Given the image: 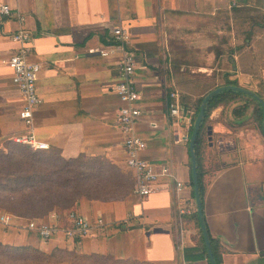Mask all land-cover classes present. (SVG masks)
Instances as JSON below:
<instances>
[{"label": "crops", "instance_id": "1", "mask_svg": "<svg viewBox=\"0 0 264 264\" xmlns=\"http://www.w3.org/2000/svg\"><path fill=\"white\" fill-rule=\"evenodd\" d=\"M1 2L26 17L28 60L41 66L35 135L48 143L44 149L55 148L63 159L101 163L107 174L96 185L102 194L81 196L74 209L94 226L101 218L103 230L95 227L77 239L60 233L46 240L27 227L29 219L12 214L13 225L0 223V242L145 264H211L202 247L192 183L193 122L170 115L171 93L193 115L199 100L218 86L239 85L264 97L258 88L263 66L254 74V60H245L255 58L257 65L258 48L254 45V52L251 47L264 34V0ZM254 6L261 17L255 27L245 23ZM21 25L16 15H0V150L8 139L29 133L19 116L23 98L8 64L21 46L12 38ZM117 25L131 33L127 48L137 62L133 83L142 113L135 127L146 143L141 156L159 172L158 190L144 197L135 192L136 175L126 163L125 136L117 122L122 105L116 92L122 55L113 34ZM252 36L256 40L249 45ZM100 50L114 51L102 56ZM243 103L215 107L207 122L212 134L205 128L202 207L221 264H264V135L251 127L255 117L235 114ZM209 151L216 156L208 157ZM112 187L115 191L107 189ZM53 213L49 221H55Z\"/></svg>", "mask_w": 264, "mask_h": 264}, {"label": "trees", "instance_id": "2", "mask_svg": "<svg viewBox=\"0 0 264 264\" xmlns=\"http://www.w3.org/2000/svg\"><path fill=\"white\" fill-rule=\"evenodd\" d=\"M242 94L236 90L226 89L213 95L207 102L205 116L195 142L201 200L205 191L203 155L208 144L205 139V128L208 127L210 113L219 105H228L241 100L242 97L239 99V96ZM203 98L204 96L199 100L193 115V124ZM251 98L258 104L254 115L256 120L261 123L262 130L264 109L258 100ZM248 103L245 101L243 105L235 108V114L245 115L249 107ZM6 143L8 144H6L5 150H0V212H8L29 220L35 217L45 221H49L51 213L55 212L58 215L59 225L69 226V214L75 209L81 196L92 197L102 194L103 188L99 189L96 186L100 182L99 179H102L101 176L107 174L106 171L100 169L101 163L95 164L82 157L63 159L55 148L34 149L28 144L16 142L13 139H8ZM27 149L32 152H26ZM54 151L58 156L52 154ZM107 189L115 191L116 188ZM208 234L216 263L221 264L222 253L209 231ZM201 240L203 250L207 252L203 235H201ZM0 248H3V250L0 249V253H6V258L10 261L7 264H12L17 260H23L25 264L29 261H35L34 264H62L63 262L70 264H145L133 260L116 259L111 255L84 254L78 250L69 251L61 248L46 252L28 245L12 246L1 242ZM31 250L39 253L42 257L31 258L20 255ZM11 252L12 254H10Z\"/></svg>", "mask_w": 264, "mask_h": 264}, {"label": "built area", "instance_id": "3", "mask_svg": "<svg viewBox=\"0 0 264 264\" xmlns=\"http://www.w3.org/2000/svg\"><path fill=\"white\" fill-rule=\"evenodd\" d=\"M1 16H18L21 27L12 34L13 40L21 43L18 51L9 59V66L13 71L12 81L21 92L23 106L19 111V116L29 129V133L15 136L16 142L28 144L34 149L48 148L49 145L37 138L33 130V113L40 105L41 98L37 88L38 72L41 69L39 63L28 60V43L31 40L30 33L25 26L26 17L7 2L0 3ZM113 34L121 49V58L119 61L120 81L116 86V92L119 95L122 105L119 109L117 118L118 126L123 132L125 139V148L127 151L126 163L136 175L135 192L140 196H148L157 188L159 172H157L152 162L141 156V151L146 147L145 141L137 135L136 124L141 116V109L137 104L140 94L133 83V76L136 71V58L133 52L129 51L127 45L131 42V33L121 25L113 28ZM114 50H100L102 56H108ZM170 115L174 118L185 119L188 123L193 122V113L185 110L179 101L176 93H171L169 103ZM178 187L183 186V182L177 183ZM183 211H185L183 209ZM55 221H45L41 218L31 219L27 227L39 234L43 239H50L56 234L63 233L67 237L83 238L90 235L95 227L103 230L104 222L100 218L98 224L94 226L82 213L72 210L69 214V226H60L58 215L53 213ZM13 215L8 212L0 213V223L13 225Z\"/></svg>", "mask_w": 264, "mask_h": 264}, {"label": "water", "instance_id": "4", "mask_svg": "<svg viewBox=\"0 0 264 264\" xmlns=\"http://www.w3.org/2000/svg\"><path fill=\"white\" fill-rule=\"evenodd\" d=\"M226 89L236 90V91L242 92L244 94H247V95L255 98L256 100H258L261 103V105L264 109V98L260 94H258L256 91L242 87V86H239V85L226 84V85H222V86H218V87L214 88L213 90H211L210 92H208L204 96V98L200 104L198 114L195 118V121L193 124V130H192V134H191V138H190V154H191V159H192V179H193V185H194V194H195V200H196V204H197L199 222H200L202 234H203L205 244H206L208 257H209L211 264H217V263H216V260H215L214 254H213L211 241L209 238L208 230H207V227L205 224V219H204L201 193H200L199 176H198V169H197V157H196V153H195V142H196V138H197L199 129L201 128L203 118L205 116V110H206L207 102L209 101V99L213 95H215L216 93H218L220 91L226 90ZM262 130L264 133V118H263V123H262ZM208 134L209 135L212 134V126H210V125L208 126Z\"/></svg>", "mask_w": 264, "mask_h": 264}, {"label": "rangeland", "instance_id": "5", "mask_svg": "<svg viewBox=\"0 0 264 264\" xmlns=\"http://www.w3.org/2000/svg\"><path fill=\"white\" fill-rule=\"evenodd\" d=\"M250 6V5H249ZM248 7V6H247ZM251 9L253 10V11H251V15H248V18L245 20V21H247V22H245V23H247V25L248 26H250V24H253L252 26H254L255 25V21L257 20L258 21V23H260V20H261V17H259L260 16V14H261V16H262V23H263V33H264V12H262V11H260V12H262V13H257L256 14V11H258L259 9H255V6L254 7H251ZM251 26V27H252ZM255 27V26H254ZM254 27H252V28H254ZM253 30H255V29H253ZM258 30H259V25H258ZM253 32H255V31H253ZM259 33V32H258ZM253 38H251V40H250V44L249 45H252V43H253V41L254 40H256V38L254 37V36H252ZM257 44H253V46L251 47V50H253L254 52H255V47H254V45H256L257 46V48H258V50L256 51V54H257V59H256V61H257V65H253L254 64V61H255V58H248V59H245V60H254L253 61V63L251 64V66H250V69H252V71H254V74H256L257 72H259V67L260 66H263V69H264V34L261 36V35H259L258 36V38H257ZM244 60V61H245ZM243 61V62H244ZM260 73V72H259ZM262 86V87H261ZM258 88L262 91V92H264V75L263 76H260V78H259V80H258ZM264 95V94H263ZM241 101L243 102V101H247V102H249L248 104H249V107H248V110H247V112L246 113H249L250 114V116L251 117H255V119H252V121H250V122H254V123H251L252 125H251V127H254L255 128V130L258 132V133H260V134H262V130H261V123L258 121V120H256V116L254 115L255 114V109L258 107V104H257V102L254 100V99H252V98H250V97H243L242 96V98H241ZM244 104V103H243ZM6 144H8V143H6V141H5V143H4V148L6 147ZM206 149H207V147H206ZM26 152H32L31 150H29V149H27V150H25ZM205 153V152H204ZM52 154H55L56 156H58V154H57V152H52ZM215 157L216 155L212 152V151H209L208 152V157ZM55 158H58V157H55ZM22 182H25V181H22ZM8 196H10V195H8ZM4 199H5V195H4V197H3ZM1 213V212H0ZM31 247H33V248H35V249H40V250H42L39 246H37V245H31ZM1 249V248H0ZM1 250H3V248L1 249ZM47 252V251H46ZM10 254H12V252L10 253ZM22 257H36V256H40V257H42V255H40L39 253H37V252H35V251H33V250H31V251H29L28 253H25L24 255L23 254H20ZM9 260H8V258H6V253H4V252H2V253H0V264H7V262H8ZM10 262V261H9ZM35 262V261H34ZM34 262H31V261H29V262H27L26 264H34ZM12 264H25L24 263V261L23 260H20V261H13L12 262ZM62 264H70L69 262H63Z\"/></svg>", "mask_w": 264, "mask_h": 264}]
</instances>
